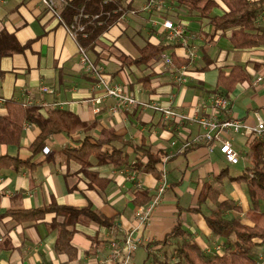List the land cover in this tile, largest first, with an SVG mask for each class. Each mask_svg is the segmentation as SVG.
I'll use <instances>...</instances> for the list:
<instances>
[{
	"label": "crops",
	"instance_id": "crops-1",
	"mask_svg": "<svg viewBox=\"0 0 264 264\" xmlns=\"http://www.w3.org/2000/svg\"><path fill=\"white\" fill-rule=\"evenodd\" d=\"M120 1L128 7L124 18L97 40L93 50H87L111 83L122 84L141 101L158 102L186 116H206L217 111L211 101L218 94L215 89L220 70L228 75L233 66L240 65L248 79L227 93L228 110L221 111L220 117L233 116L254 125L257 113L264 116V45L239 50L230 40L231 31L225 36L221 31L213 38L208 36L214 32L211 17L234 8L230 0H216L211 17L179 7L178 0H157L162 7L155 11L144 9L152 0ZM65 4L59 1L62 8ZM179 13L186 14L187 45L183 41H169L162 24L165 18L178 19ZM256 25L264 30V9ZM13 37L24 49L11 54L0 50V116L7 114L6 100L14 99L41 106L45 116L52 109L69 110L87 122L88 128L73 135H50L45 145L48 152L43 150L33 158L39 163L33 169H2L0 212L40 208L56 200L69 206L90 207L112 219L113 224L84 218L73 226L71 247L59 252L56 242L65 220L63 215L48 213L38 222H18L5 215L0 221V264H122L129 234L138 242L129 264H155L152 258L172 256L174 243L184 240L197 242L205 254L206 249L215 254L228 243L226 238L215 235L206 221L205 216L215 207L216 196L219 201L228 200L237 206L227 209V218L253 224L247 215L251 207L248 185L236 180L254 165L249 146L252 136L230 134L241 158L239 163L232 164L221 153L218 143L204 140L203 129L192 119H169L144 106L114 113L115 100L110 97L97 103L95 98L102 91L96 86L95 72L81 63L78 41L41 0H0V45L11 47ZM148 42L170 45L163 54L173 60L176 55L185 62L178 65L174 60L169 65L161 54L148 65L123 61L122 56L132 60L139 57L140 49ZM189 49L195 51V56L187 63ZM42 85L54 92H43ZM103 129H112L130 143L123 147L130 163L117 167L91 156L89 171L105 179L93 182L82 170V164L65 150L73 149L88 135L99 137ZM23 130L19 145L0 144V155L31 157L30 146L41 130L29 122L24 123ZM131 144L162 152L160 167L167 171L166 190L150 209L146 221L137 215L135 194L137 190H147L151 202L158 194L160 179L135 167L138 159L146 158L138 155ZM113 145L122 146L119 141ZM246 159L249 164L243 162ZM230 165L244 168L238 172ZM131 173L135 178L128 176ZM204 194L207 200L199 204ZM149 202L140 206L147 211ZM261 207L264 210L263 204ZM178 225L184 231L169 239L168 234ZM113 242H117L116 247ZM218 245L222 250L216 251ZM117 250L119 255L115 256ZM261 250V243L257 242L255 252L260 255Z\"/></svg>",
	"mask_w": 264,
	"mask_h": 264
},
{
	"label": "trees",
	"instance_id": "trees-1",
	"mask_svg": "<svg viewBox=\"0 0 264 264\" xmlns=\"http://www.w3.org/2000/svg\"><path fill=\"white\" fill-rule=\"evenodd\" d=\"M233 9L225 11L222 15L211 17V12L217 6L216 0H178L179 7H184L190 12L197 11L203 17H211L210 23L214 32L209 38H213L218 31L225 36L227 31H231L230 40L236 49H249L264 45V30L256 25L259 14L264 9V0H230ZM64 7H61V15L67 24L72 23L73 18L84 8V12L89 15L87 26L84 34L78 36L79 43L86 50H93L97 40L117 21L120 17L128 12V7H124L120 0H66ZM99 15L95 20L92 16ZM183 13L177 14L180 19L185 20ZM9 45H0V50L4 54L20 52L24 46L16 42ZM170 45L154 44L148 42L140 49L141 55L134 60L130 57H123V61L140 65H148L157 55L162 54ZM174 60L181 65L182 59L176 55ZM121 57V58H122ZM189 63V60L186 61ZM248 79V73L245 69L236 65L233 66L230 74L226 75L220 70L216 93L227 97V93L235 89L236 85ZM222 89L226 91H219ZM7 114L0 116V144L19 145L23 137V125L25 122L37 125L41 132L30 146L31 157L22 159L19 156L9 154L0 155V171L4 168H13L20 170L23 168L33 169L39 163L33 158L42 153L47 139L52 134L66 133L73 135L79 130H86L88 123L83 121L77 114L63 109H52L45 116L41 112L39 105H27L18 100H6ZM94 138L86 136L73 149H67L65 152L76 158L82 164V170L88 174L93 182L105 181L104 178L89 171L91 156H97L99 162L111 163L117 167L129 164V155L123 151V147L130 145L123 138L116 134L112 129H103L99 137ZM119 141L122 146H114L113 142ZM133 145L134 150L146 160L138 159L135 167L140 172L150 173L157 178L162 175L160 165L162 164V152H153L149 148ZM254 165L243 174L237 176L236 180L245 181L248 185L249 198L251 207L247 211L252 225L243 223L240 219H229L225 212L229 208L237 207L232 205L228 200L219 201L216 196L215 207L211 213L206 215V221L212 232L227 239L226 247L220 252L213 255L205 254L200 244L195 241L175 242L172 249V256L165 258H152L155 264H264L259 259V253L255 252L257 242L264 243V139L255 138L252 142ZM218 196L220 195L217 193ZM207 194L201 195L199 204L207 200ZM147 190H137L135 194V203L140 206L151 200ZM1 205V197H0ZM63 215L65 220L60 226L56 250L65 252L67 247H71L70 240L75 232L73 226L81 222L84 218H93L100 224L111 226L112 219L107 218L92 210L90 207L79 208L60 204L53 200L49 205L40 208H30L22 210H9L6 214L0 212V221L5 215H11L18 222H38L45 219L48 213ZM72 227V228H69ZM182 229L178 225L168 234V238L180 236ZM167 254V253H166Z\"/></svg>",
	"mask_w": 264,
	"mask_h": 264
},
{
	"label": "built area",
	"instance_id": "built-area-1",
	"mask_svg": "<svg viewBox=\"0 0 264 264\" xmlns=\"http://www.w3.org/2000/svg\"><path fill=\"white\" fill-rule=\"evenodd\" d=\"M42 3L47 7V9L54 15H57L67 26L69 34L78 41V36L80 34H84L87 26V21L90 18L88 14L84 12V8L73 18L72 23L67 24L62 15H61V6L59 5L60 0H41ZM64 3L65 0H62ZM67 3V2H66ZM162 7L161 2L157 0H152L148 2L144 9L147 11H155L156 9ZM125 14V13H124ZM124 14L120 17L121 19L124 18ZM99 17V15L92 16L91 20H95ZM186 21L184 19H174V18H165L162 22L165 31L167 32V37L171 41H183L185 45L186 43V34H187V27ZM79 53H80V60L83 65L87 67L88 70H92L95 72L97 78V84L99 88H101L102 94L95 98L97 103L102 102L105 97H110L115 100V105L112 107L114 113H118L120 110H129L135 108L137 106H144L153 108L159 112H161L166 118L169 119H192L193 121L197 122L200 127L203 129V138L205 141L209 143H218L220 146V151L226 159L232 163L237 164L240 161V154L235 149L232 144L230 134H242L244 136H255L258 139L264 138V116L260 113L256 115V124L248 125L243 123L239 118L228 116L226 118H221L220 113L223 110H228L229 101L227 97L222 94H217L212 97V105L217 108L215 114H210L206 116H186L182 113L177 112L174 108L169 106L161 105L158 102H144L139 100L135 95L128 93L124 86L119 83H111V80L102 73L101 68H98L94 62L91 60L87 50L84 46H82L79 41ZM164 61L169 64L173 65L174 60L171 56H167L166 54H161ZM195 56V51L193 49H189L187 51V59L190 60L189 63L193 60ZM183 69L186 66L182 67ZM41 90L43 92H54L52 88L47 85H42ZM44 151H47V148H44ZM48 152V151H47ZM162 175L160 179V185L158 187V194L156 198H154L151 202H149V209L145 211L142 206L138 207L137 215L142 218L143 221H146L149 217V211L152 209L160 199L162 193L166 190L167 183H166V175L167 171L165 168H161ZM123 170L120 171L122 173ZM126 172V170H124ZM131 178H135L133 173L128 175ZM261 243V242H260ZM112 245L114 247L117 246V242H113ZM138 242L132 237L131 234L127 236L126 239V257L123 260L122 264H129L131 262V255L133 251L137 248ZM262 250L259 255V259L264 261V243H261ZM222 250V246L218 245L216 247V251ZM208 254L213 255L214 252L211 249H206ZM115 256L119 255V250L116 251L114 254Z\"/></svg>",
	"mask_w": 264,
	"mask_h": 264
},
{
	"label": "rangeland",
	"instance_id": "rangeland-1",
	"mask_svg": "<svg viewBox=\"0 0 264 264\" xmlns=\"http://www.w3.org/2000/svg\"><path fill=\"white\" fill-rule=\"evenodd\" d=\"M167 38H168V37H167ZM165 40H166V39H165ZM168 40L171 41L169 38H168ZM168 40H167V42H168ZM138 41H140V40L138 39ZM163 42H164V41H163ZM251 138H252L251 141L253 142V140L255 139V136L253 135ZM252 142H251V143H252ZM249 146L251 147L252 152H253V147H252V145L250 144ZM240 159H241V158H240ZM243 162L249 164L248 159L243 160ZM230 167H231V169H233V170H234V169H236V170L238 169V170H237L238 172L242 171L243 168H244L242 165H230ZM259 250H260V249H259Z\"/></svg>",
	"mask_w": 264,
	"mask_h": 264
}]
</instances>
